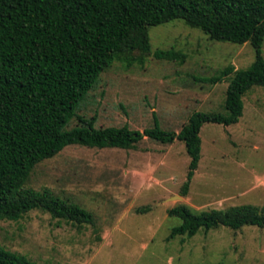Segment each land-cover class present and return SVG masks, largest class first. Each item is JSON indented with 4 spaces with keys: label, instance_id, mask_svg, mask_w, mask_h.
I'll use <instances>...</instances> for the list:
<instances>
[{
    "label": "rangeland",
    "instance_id": "1",
    "mask_svg": "<svg viewBox=\"0 0 264 264\" xmlns=\"http://www.w3.org/2000/svg\"><path fill=\"white\" fill-rule=\"evenodd\" d=\"M149 36L152 53L174 49L186 55L184 63L150 55L143 67L127 70L117 62L78 115L95 116L97 128L127 125L143 132L154 126L155 114L163 130L175 133L195 112L225 115L233 76L215 85L201 80L227 67L249 68L255 61L250 43L211 41L181 20L152 27ZM243 101L238 124L202 127L201 159L186 196L181 188L190 157L182 142L145 139L134 150L70 146L38 164L26 187L48 188L77 203L93 214L95 225L35 210L16 222L0 221V246L37 264H264V228L221 227L169 239L181 224L167 214L174 207L196 214L264 207V87H253Z\"/></svg>",
    "mask_w": 264,
    "mask_h": 264
},
{
    "label": "trees",
    "instance_id": "2",
    "mask_svg": "<svg viewBox=\"0 0 264 264\" xmlns=\"http://www.w3.org/2000/svg\"><path fill=\"white\" fill-rule=\"evenodd\" d=\"M181 20L211 41L250 43L255 61L247 69L227 67L202 82L215 85L230 76L225 115L195 112L179 133L154 126L143 132L127 125L97 128L95 116L78 115L82 104L115 63L129 70L147 57L184 63L174 49L152 53L149 29ZM264 0H0V221H19L38 210L53 219L94 226L91 212L50 189L26 184L43 161L65 148L134 150L145 139L185 145L190 163L186 196L201 159L200 132L206 124L231 126L243 116L244 96L264 87ZM74 120L78 124L70 128ZM181 224L169 239L191 238L221 227L264 228V207L193 213L186 206L167 212ZM0 264H37L0 246Z\"/></svg>",
    "mask_w": 264,
    "mask_h": 264
},
{
    "label": "water",
    "instance_id": "3",
    "mask_svg": "<svg viewBox=\"0 0 264 264\" xmlns=\"http://www.w3.org/2000/svg\"><path fill=\"white\" fill-rule=\"evenodd\" d=\"M175 198V197H174ZM180 198V197H179Z\"/></svg>",
    "mask_w": 264,
    "mask_h": 264
}]
</instances>
